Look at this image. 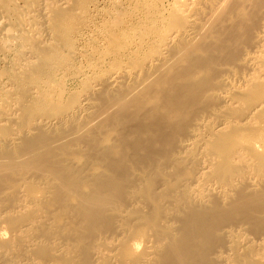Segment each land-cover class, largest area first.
<instances>
[{
    "label": "bare ground",
    "instance_id": "bare-ground-1",
    "mask_svg": "<svg viewBox=\"0 0 264 264\" xmlns=\"http://www.w3.org/2000/svg\"><path fill=\"white\" fill-rule=\"evenodd\" d=\"M0 264H264V0H0Z\"/></svg>",
    "mask_w": 264,
    "mask_h": 264
}]
</instances>
